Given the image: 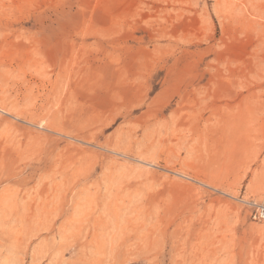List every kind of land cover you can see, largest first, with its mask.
I'll list each match as a JSON object with an SVG mask.
<instances>
[{
    "label": "rangeland",
    "instance_id": "1",
    "mask_svg": "<svg viewBox=\"0 0 264 264\" xmlns=\"http://www.w3.org/2000/svg\"><path fill=\"white\" fill-rule=\"evenodd\" d=\"M264 0H0V264H264Z\"/></svg>",
    "mask_w": 264,
    "mask_h": 264
},
{
    "label": "built area",
    "instance_id": "2",
    "mask_svg": "<svg viewBox=\"0 0 264 264\" xmlns=\"http://www.w3.org/2000/svg\"><path fill=\"white\" fill-rule=\"evenodd\" d=\"M254 219L264 220V204H259L255 208Z\"/></svg>",
    "mask_w": 264,
    "mask_h": 264
}]
</instances>
